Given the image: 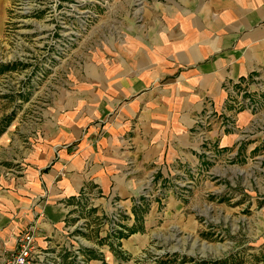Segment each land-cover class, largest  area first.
Here are the masks:
<instances>
[{
  "label": "crops",
  "instance_id": "crops-1",
  "mask_svg": "<svg viewBox=\"0 0 264 264\" xmlns=\"http://www.w3.org/2000/svg\"><path fill=\"white\" fill-rule=\"evenodd\" d=\"M142 5L116 25L105 19L111 40L101 60H88L59 86L41 133L19 134L13 124L0 138V163L25 164L21 177L0 175V254L37 219V240L46 245L86 191L102 193L94 204L101 212L120 200L127 227L142 201L148 214L158 200L183 217L189 200L216 193L204 185L225 157L207 153L195 119L207 99L223 108L228 82L264 76V0ZM251 118L237 113L241 127ZM208 137L214 151L232 147L238 133L217 127Z\"/></svg>",
  "mask_w": 264,
  "mask_h": 264
},
{
  "label": "rangeland",
  "instance_id": "rangeland-1",
  "mask_svg": "<svg viewBox=\"0 0 264 264\" xmlns=\"http://www.w3.org/2000/svg\"><path fill=\"white\" fill-rule=\"evenodd\" d=\"M142 4L143 0H0V138L13 124L23 129L19 134L41 133L52 118L59 86L88 60H101L111 40L103 29L105 19L116 25ZM208 105L215 106L207 99L202 112ZM224 151L214 155L222 158ZM24 165L3 162L0 175L21 177ZM216 165L208 174L211 184L204 185L217 187L216 193L205 190L189 200L183 217L166 213L167 203L158 200L157 210L148 214L142 201L136 225L126 226L125 208L119 212V228L113 222L117 211L95 208L102 193L86 191L55 235L64 264H79L73 247L77 236L83 237L81 252L91 263L98 258L103 264H264V198H255L264 197V165Z\"/></svg>",
  "mask_w": 264,
  "mask_h": 264
},
{
  "label": "built area",
  "instance_id": "built-area-1",
  "mask_svg": "<svg viewBox=\"0 0 264 264\" xmlns=\"http://www.w3.org/2000/svg\"><path fill=\"white\" fill-rule=\"evenodd\" d=\"M227 96L222 109H217L214 105H208L206 109L195 119L199 136L208 145V152L215 156V152L224 151L226 147L217 145L214 151L211 147L209 133L219 127L224 132H236L238 138L232 147L224 151L225 162L234 166H256L264 165V76L263 74H252L245 79L228 82L226 84ZM245 109L251 112L252 118L245 126H239L237 121L238 111ZM246 145L247 151H240ZM258 149V153H253ZM98 205V204H97ZM77 208V206L75 207ZM125 212L120 200H116L112 211H117L114 215V224L119 221L121 212ZM72 216V214H71ZM38 219L33 225L20 231L16 238L15 247L9 254L0 255V264H64V259L56 250L59 240L56 236H50L46 245H41L38 240ZM71 229L70 225L65 226ZM72 231V230H71ZM76 237V236H75ZM77 245L74 243L75 253L79 264H92L86 260V256L81 252L80 244H84L82 236L76 237ZM79 242V243H78Z\"/></svg>",
  "mask_w": 264,
  "mask_h": 264
},
{
  "label": "trees",
  "instance_id": "trees-1",
  "mask_svg": "<svg viewBox=\"0 0 264 264\" xmlns=\"http://www.w3.org/2000/svg\"><path fill=\"white\" fill-rule=\"evenodd\" d=\"M4 67H7V65H4ZM92 253V252H91Z\"/></svg>",
  "mask_w": 264,
  "mask_h": 264
}]
</instances>
